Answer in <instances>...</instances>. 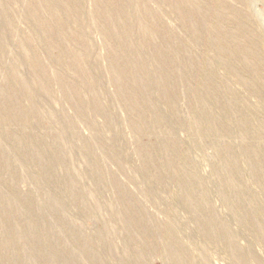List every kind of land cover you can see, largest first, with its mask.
I'll return each instance as SVG.
<instances>
[{
  "label": "rangeland",
  "instance_id": "obj_1",
  "mask_svg": "<svg viewBox=\"0 0 264 264\" xmlns=\"http://www.w3.org/2000/svg\"><path fill=\"white\" fill-rule=\"evenodd\" d=\"M0 264H264V0H0Z\"/></svg>",
  "mask_w": 264,
  "mask_h": 264
}]
</instances>
